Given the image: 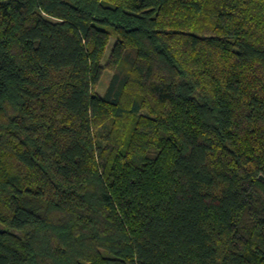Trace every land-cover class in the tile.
I'll list each match as a JSON object with an SVG mask.
<instances>
[{"label":"trees","instance_id":"16d2710c","mask_svg":"<svg viewBox=\"0 0 264 264\" xmlns=\"http://www.w3.org/2000/svg\"><path fill=\"white\" fill-rule=\"evenodd\" d=\"M260 176L264 0H0V264H264Z\"/></svg>","mask_w":264,"mask_h":264},{"label":"rangeland","instance_id":"374dc122","mask_svg":"<svg viewBox=\"0 0 264 264\" xmlns=\"http://www.w3.org/2000/svg\"><path fill=\"white\" fill-rule=\"evenodd\" d=\"M113 42H114V38H112L110 41V44L108 46V52H109L110 47H111ZM108 52L106 53V56L104 57L103 62H102L103 70H102L100 81L98 82V84L95 87V90L100 92V93L104 92V90H105V88H106V86H107V84L111 78V75H112V70L110 68L106 67V58H107Z\"/></svg>","mask_w":264,"mask_h":264},{"label":"water","instance_id":"95a60500","mask_svg":"<svg viewBox=\"0 0 264 264\" xmlns=\"http://www.w3.org/2000/svg\"><path fill=\"white\" fill-rule=\"evenodd\" d=\"M260 178L264 181V176H260Z\"/></svg>","mask_w":264,"mask_h":264}]
</instances>
